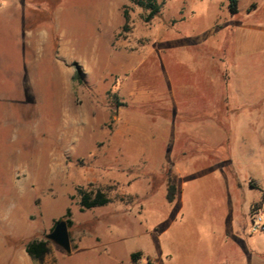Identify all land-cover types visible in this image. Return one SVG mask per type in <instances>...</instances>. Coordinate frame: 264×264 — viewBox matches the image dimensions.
<instances>
[{
    "label": "rangeland",
    "instance_id": "1",
    "mask_svg": "<svg viewBox=\"0 0 264 264\" xmlns=\"http://www.w3.org/2000/svg\"><path fill=\"white\" fill-rule=\"evenodd\" d=\"M237 3L164 0L149 19L128 0H0V264L264 257L239 190L255 197L247 177H264V52L229 89L264 0ZM78 188L110 202L80 211ZM67 209L70 253L45 238ZM35 240L42 261L25 252Z\"/></svg>",
    "mask_w": 264,
    "mask_h": 264
},
{
    "label": "crops",
    "instance_id": "2",
    "mask_svg": "<svg viewBox=\"0 0 264 264\" xmlns=\"http://www.w3.org/2000/svg\"><path fill=\"white\" fill-rule=\"evenodd\" d=\"M241 32V30H240ZM264 52V27H256L252 28L249 27L245 30L242 31L241 37L238 38L236 42V56L237 57H245L247 58V61H245V69L244 73L243 71L237 75L236 77L233 78V80L230 81V95L231 92L235 90V92L238 90V86L240 84L245 83V78L246 77V84L248 85V74L250 72V69L252 70V66L254 61L251 60V56L258 52ZM259 64V63H258ZM261 65H264V61L260 63ZM247 73V74H246ZM243 74H246L244 77ZM249 86V85H248ZM242 90V89H240ZM229 95V97H230ZM262 99H264V91L263 95L261 96ZM263 115V122H264V113ZM264 133V125L260 129V133ZM264 144V142H263ZM248 150L249 154H255L256 148L253 144L248 143ZM249 181H252V185L247 186L249 190H254L257 194L255 197H252L248 192L247 189H242L240 188V195L242 196L243 202L246 204V210L248 211L249 208H251L252 205H255L254 207H260L264 206V177L261 176H253L250 175L247 177ZM235 189L231 191L228 194L227 201H226V209L232 213L233 211L236 210L237 206L240 205L239 199L236 197L235 199ZM238 190V189H237ZM232 197V200L230 197ZM247 198L245 199V197ZM260 241V240H258ZM241 255L239 256L238 259L233 261L232 263L228 262L227 264H264V257H262L261 252H255L252 250L246 251L242 249L240 251Z\"/></svg>",
    "mask_w": 264,
    "mask_h": 264
},
{
    "label": "trees",
    "instance_id": "3",
    "mask_svg": "<svg viewBox=\"0 0 264 264\" xmlns=\"http://www.w3.org/2000/svg\"><path fill=\"white\" fill-rule=\"evenodd\" d=\"M134 5L141 7L143 10L148 12V18L152 19L159 12L160 5L164 2V0H128ZM238 3L237 0H227V11L231 16L237 14ZM124 21H128V14L126 11H123ZM77 78V74H76ZM77 193L80 197L79 210L84 211L91 208H99L106 205L110 202V199L101 191H86L81 188L77 189ZM175 197V187L173 184H169L167 187V196L166 199L168 202H172ZM65 220L67 227H69L72 223L70 219V210L67 209L65 211ZM47 242L44 240H35L28 243L25 246L26 254L33 260L42 261L44 256L47 253ZM129 259L132 264H137L138 254L131 253L129 255ZM151 264V263H148Z\"/></svg>",
    "mask_w": 264,
    "mask_h": 264
},
{
    "label": "water",
    "instance_id": "4",
    "mask_svg": "<svg viewBox=\"0 0 264 264\" xmlns=\"http://www.w3.org/2000/svg\"><path fill=\"white\" fill-rule=\"evenodd\" d=\"M45 238L60 247L66 253L71 252L66 220H59L56 222L51 233H48Z\"/></svg>",
    "mask_w": 264,
    "mask_h": 264
},
{
    "label": "built area",
    "instance_id": "5",
    "mask_svg": "<svg viewBox=\"0 0 264 264\" xmlns=\"http://www.w3.org/2000/svg\"><path fill=\"white\" fill-rule=\"evenodd\" d=\"M250 234H264V206L256 207L250 216Z\"/></svg>",
    "mask_w": 264,
    "mask_h": 264
}]
</instances>
